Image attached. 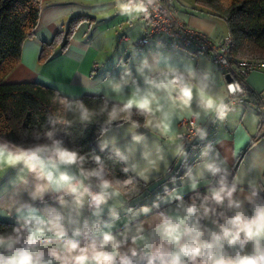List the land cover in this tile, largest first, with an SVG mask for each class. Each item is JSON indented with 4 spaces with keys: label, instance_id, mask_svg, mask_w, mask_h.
Masks as SVG:
<instances>
[{
    "label": "clouds",
    "instance_id": "1",
    "mask_svg": "<svg viewBox=\"0 0 264 264\" xmlns=\"http://www.w3.org/2000/svg\"><path fill=\"white\" fill-rule=\"evenodd\" d=\"M152 3L123 0L117 6L121 15H147ZM136 72L142 83L124 68L112 86L114 94H123L127 87L133 90L110 108L105 100L99 114L106 113L107 121L101 126L98 145L101 151L110 150L115 162L124 165L125 174L135 172L147 182L148 173L159 171L158 161L165 162V157L162 149H157V157L152 158L145 149L147 137L138 129L144 127L167 136L172 118L168 109H190L194 91L199 107L205 113H214L215 120L223 121L229 106L207 88L197 86L194 68L183 80L175 74L165 79L145 57ZM229 91L235 92L236 88L229 85ZM51 102L59 107L47 118L50 127L34 135L37 143L24 147L0 140V173L18 169L11 184L13 189L20 188L19 203L12 208L15 225L10 232L0 233V264H264V197L260 196L264 186L249 183L248 194L243 195L241 183L234 177L230 179L226 160L202 161V170H187L185 177L194 193L191 203L165 187L166 196L158 198L151 208H159L161 201L178 203L172 212L157 214L158 222L148 234L143 224L130 234L131 223L114 233L119 212L109 208L108 220L102 216L114 196L136 191L134 178L113 180L112 170L101 156L81 154L65 145L60 133L68 135L75 122L68 119V114L87 125L97 113L83 101L69 100L59 93ZM134 110L144 117L143 124L132 118ZM196 116L199 119V113ZM114 122L131 129L130 142L124 148L118 146L117 136L108 137L107 125ZM198 132L200 139L207 135L205 129ZM129 145H135V150ZM205 148L210 150L211 144ZM138 150L139 159L147 165L142 170L134 160ZM208 154L202 150V157ZM176 155H186L183 146L176 149ZM70 168L75 173L68 171ZM202 183L206 188L203 194L198 191ZM45 197H51L59 207L45 204L38 208L36 202L44 203ZM151 208L145 206L140 211L147 214ZM85 209L90 213L87 217L83 215ZM204 221H210L212 227Z\"/></svg>",
    "mask_w": 264,
    "mask_h": 264
},
{
    "label": "crops",
    "instance_id": "2",
    "mask_svg": "<svg viewBox=\"0 0 264 264\" xmlns=\"http://www.w3.org/2000/svg\"><path fill=\"white\" fill-rule=\"evenodd\" d=\"M118 3V0H41V11L35 32L22 43L20 60L7 74L5 82H37L56 89L66 97L101 95L121 103L133 89L127 87L123 94H114L112 86L124 68H129L133 76L142 83L136 70L141 60L147 57L153 63L154 70L162 73L165 79L175 74L183 80L194 68L197 71L195 80L197 86L207 88L210 93L224 100L229 110L223 121L215 120L214 113H205L199 107L200 100L194 91L190 109L181 110L179 107L168 109L172 112V118L167 136L144 127L138 129L139 133L147 137L145 149L152 153V158L157 157V149H162L165 162L158 161L159 171H150L147 182L135 172H130L132 176L145 183L148 189L134 198H126L123 194L114 196L109 200L102 219L108 220V209L114 208L120 216L112 229L114 233L122 231L126 224L131 223L133 233L130 234H134L135 227L140 224H143L145 233L148 234L151 227L158 222L157 214L172 212L178 202L161 201L159 208H151L153 203L158 201V198L166 196L165 187L182 194L184 201L188 203L187 197L193 192L189 189L185 173L189 168H192L193 172L202 170V161L226 160L231 173L230 179L234 177L241 183L243 195L248 194L249 183L264 186V134L250 143L261 122L255 96L250 93L244 102L229 103L225 77L210 55L204 52L170 47L164 43L163 35L157 36L145 46L133 45L132 41L141 37L145 31L146 22L142 13H133L132 16L121 15ZM172 3L178 11V18L188 26L202 30L214 39H220L228 34L222 19L197 9L194 0H172ZM72 18L75 25L68 44L62 49L64 38L61 39L53 55L46 61L39 62L38 56L42 45L50 42L59 31L65 32ZM123 35L128 39H122ZM245 82L251 91L259 93L264 98V68L252 70L246 76ZM196 113H199V119ZM190 117L203 123L202 129H205L207 135L204 139L198 137L197 143L184 150L186 153L184 157L177 156L176 149L182 146L176 136L180 130L178 124L181 119ZM130 130L127 125L120 123L107 127L108 137L117 136L118 146L121 148L130 142L128 135ZM98 138L99 136L95 139L97 148ZM242 141L244 142L241 144ZM209 144L210 150L205 148ZM129 147L133 150L136 148L135 145ZM202 150L209 154L202 157ZM105 151L111 153L110 150ZM139 157L138 150L134 160H138V169L142 170L147 165ZM186 165L187 169L182 171ZM68 171L75 173L76 170L70 168ZM17 175L18 169L15 168L0 173V220L16 221L12 208L19 203L20 188L17 186L13 189L11 182L16 180ZM198 191H206L203 183ZM260 194L264 195V191ZM24 199L28 197L25 195ZM45 204L59 207L51 197H45L44 203L36 202L38 208H43ZM145 206L151 208L147 214L140 211ZM83 215L87 217L90 213L85 209ZM203 223L212 227L210 221ZM128 246H132L131 242Z\"/></svg>",
    "mask_w": 264,
    "mask_h": 264
},
{
    "label": "trees",
    "instance_id": "3",
    "mask_svg": "<svg viewBox=\"0 0 264 264\" xmlns=\"http://www.w3.org/2000/svg\"><path fill=\"white\" fill-rule=\"evenodd\" d=\"M194 3L197 9L212 17L222 19L232 39L233 55L264 61V0H194ZM40 11L41 0H0V139L24 147L38 142L34 139V135L50 127L47 118L59 107L58 104L51 102L53 96L59 93L52 87L37 82H5L7 74L20 60L22 43L35 32ZM74 25L75 20L72 18L65 32L59 31L50 42L42 45L38 56L39 62L46 61L53 55L61 39L64 38L61 44L62 49L68 44ZM59 95L66 97L60 93ZM67 98L73 101H83L97 115L93 116L92 123L84 125L79 122L78 117L69 113L68 119L75 122L68 130V135L60 133L65 145L70 149L78 150L81 154L91 156L94 153L101 156L106 166L112 170L110 178L113 180L118 178L123 181L133 177L136 191L127 194L122 192L126 198H134L145 192L148 189L145 183L130 173L125 174L122 171L124 166L122 163L115 162L111 153L101 151L95 145V139L100 135L101 126L107 121L106 113L99 114L107 98L90 94ZM107 101L109 108L113 104H119L109 99ZM132 118L143 124L144 117L136 114L135 110ZM119 123L114 122L113 125ZM109 126L112 125H107ZM263 134L264 119L260 122L259 129L250 143ZM89 166H94V164ZM187 166H184L182 171H185ZM199 192L203 194L205 191ZM193 195L194 193H191L187 197L188 203H191ZM260 196L264 197L262 194ZM15 222L14 220H0V233L10 232Z\"/></svg>",
    "mask_w": 264,
    "mask_h": 264
},
{
    "label": "built area",
    "instance_id": "4",
    "mask_svg": "<svg viewBox=\"0 0 264 264\" xmlns=\"http://www.w3.org/2000/svg\"><path fill=\"white\" fill-rule=\"evenodd\" d=\"M118 1L123 2V0ZM142 17L146 22V28L141 37L132 41L133 45L142 47L157 36L163 35L164 43L170 47H181L210 55L225 77L229 103L244 102L245 98L252 93L259 106L260 121L264 119V98L259 93L251 91L245 82L246 76L252 70L264 68V61L233 55L232 39L229 34L220 39H214L206 32L188 26L178 18V11L172 0H153L149 7V14L142 13ZM122 39L127 40L128 37L123 35ZM227 75L231 80L226 79ZM229 85L235 87L236 91H229ZM178 126L180 130L176 136L180 139L183 149L187 150L197 141L198 129H202L203 123L190 117L181 119Z\"/></svg>",
    "mask_w": 264,
    "mask_h": 264
},
{
    "label": "water",
    "instance_id": "5",
    "mask_svg": "<svg viewBox=\"0 0 264 264\" xmlns=\"http://www.w3.org/2000/svg\"><path fill=\"white\" fill-rule=\"evenodd\" d=\"M226 79H227L228 81L231 80V78H230L229 75L226 76Z\"/></svg>",
    "mask_w": 264,
    "mask_h": 264
},
{
    "label": "snow or ice",
    "instance_id": "6",
    "mask_svg": "<svg viewBox=\"0 0 264 264\" xmlns=\"http://www.w3.org/2000/svg\"><path fill=\"white\" fill-rule=\"evenodd\" d=\"M246 140H247V137H245V141H246ZM243 142H244V141H242L241 144H242ZM239 146H240V145H238V147H239Z\"/></svg>",
    "mask_w": 264,
    "mask_h": 264
},
{
    "label": "rangeland",
    "instance_id": "7",
    "mask_svg": "<svg viewBox=\"0 0 264 264\" xmlns=\"http://www.w3.org/2000/svg\"><path fill=\"white\" fill-rule=\"evenodd\" d=\"M177 5H178V6H181V4H180V3H177Z\"/></svg>",
    "mask_w": 264,
    "mask_h": 264
}]
</instances>
